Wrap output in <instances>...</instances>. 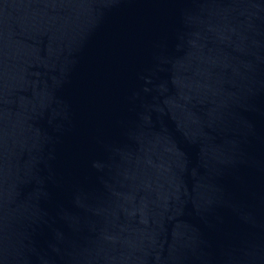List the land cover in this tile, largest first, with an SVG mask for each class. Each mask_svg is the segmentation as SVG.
I'll list each match as a JSON object with an SVG mask.
<instances>
[{
    "label": "water",
    "instance_id": "obj_1",
    "mask_svg": "<svg viewBox=\"0 0 264 264\" xmlns=\"http://www.w3.org/2000/svg\"><path fill=\"white\" fill-rule=\"evenodd\" d=\"M0 264H264V0H0Z\"/></svg>",
    "mask_w": 264,
    "mask_h": 264
}]
</instances>
